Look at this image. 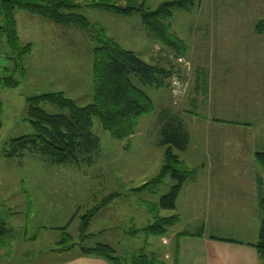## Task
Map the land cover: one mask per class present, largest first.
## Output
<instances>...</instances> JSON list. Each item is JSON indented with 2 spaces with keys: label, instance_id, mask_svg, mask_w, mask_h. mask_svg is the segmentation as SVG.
<instances>
[{
  "label": "rangeland",
  "instance_id": "374dc122",
  "mask_svg": "<svg viewBox=\"0 0 264 264\" xmlns=\"http://www.w3.org/2000/svg\"><path fill=\"white\" fill-rule=\"evenodd\" d=\"M72 1L80 5L77 12L91 24L103 26L106 35L121 47L172 71L159 88L143 86L132 76L151 97L153 110L139 118L130 137L114 139L97 118L93 119L91 130L99 138V148L91 163L54 165L28 151L18 158H4L3 143L33 133L26 119V96L61 90L83 105L91 101L93 93L91 32L25 11L15 13L16 45L30 43V51L17 57L25 71L13 74L18 85L4 88L0 83V219L9 228L1 237L5 243L0 244V264L55 258L54 248L79 242V216L111 193L117 195L91 218L87 231L93 234L83 243H111L122 257L144 247L145 253L167 263L171 257H163L166 246L161 235H129L124 230L145 226L156 213H172L158 207L160 195L171 185L170 178L158 186L157 193L135 190L152 178L162 163V121L179 119L191 137L186 152L174 150L186 167V163L238 162L246 166L251 162L262 174L254 159L257 150L252 149L257 135L264 134V120L257 117L252 122L251 116L264 109V0H195L190 10L173 9L164 23L184 44L183 54L153 38L138 12L124 15L87 4L98 0ZM108 1L153 9L169 0ZM14 48L0 35V76L13 73L10 56H17L18 50ZM42 107L49 113L59 112L51 104ZM166 234L168 237L169 232ZM33 235L35 241L25 242L24 238ZM76 251L74 247L60 256Z\"/></svg>",
  "mask_w": 264,
  "mask_h": 264
},
{
  "label": "trees",
  "instance_id": "16d2710c",
  "mask_svg": "<svg viewBox=\"0 0 264 264\" xmlns=\"http://www.w3.org/2000/svg\"><path fill=\"white\" fill-rule=\"evenodd\" d=\"M194 3L195 0H169L153 9H148L143 4L137 7L120 6L108 0L87 4L90 7L124 15L138 12L142 23L153 38L161 41L172 51L183 54L184 44L168 31L164 21L171 16L173 9L187 11L194 6ZM79 6L72 0H0V35L4 36L11 48L18 49L17 56L14 54L10 56L15 63L13 73L0 76V83L4 88L18 85L19 81L13 77V74L18 71L23 75L25 71L23 66L18 64L17 57L30 51V43L23 46L16 45L18 37L15 13L17 11H25L62 26L87 29L91 32L92 41L91 101L78 105L61 90L26 96V119L31 124L33 133L3 143L1 154L4 158H18L24 151H28L54 165L73 163L78 166L80 163H91L92 157L99 148V138L91 130L93 119L97 118L101 128L114 139L123 140L130 137L135 132L139 118L153 110L151 97L134 83L132 76L136 77L143 86L159 88L165 85V79L171 74V69L150 64L142 60L133 50L121 47L106 35L103 26L91 24L83 14L77 12ZM45 103L57 107L59 112L45 111L42 107ZM166 119L162 121L159 132V144L165 146L162 163L157 173L135 190L146 189L151 193H157L158 186L165 178H170L171 185L166 193L160 195L158 207L172 210L175 208L182 185L196 174L197 169L186 167L179 154L174 152V150L184 152L187 149L189 137L186 128L175 117ZM254 159L260 166L262 174L257 177L259 227L253 246L258 254L264 257V151H256ZM116 195L117 193H111L105 196L97 206L90 207L79 216V242L53 250L66 251L76 247L82 255L102 257L111 264H167L157 256L145 253L144 247L129 257H122L116 254L110 244L83 243V240L92 236V233L87 231L91 218ZM177 220L176 214L161 216L156 213L153 221L145 226L124 228V230L129 235L143 233L146 237L162 236ZM64 227L62 229L65 230ZM7 232H9L8 225L0 219L2 244L5 241H2L1 237ZM36 237L33 235L26 239H36ZM62 239H66V236Z\"/></svg>",
  "mask_w": 264,
  "mask_h": 264
},
{
  "label": "crops",
  "instance_id": "0c3cea01",
  "mask_svg": "<svg viewBox=\"0 0 264 264\" xmlns=\"http://www.w3.org/2000/svg\"><path fill=\"white\" fill-rule=\"evenodd\" d=\"M253 115L252 122L258 118L264 120V109ZM239 116L248 120L244 115ZM257 123L262 125L261 121ZM254 143L253 151L264 150V134L259 133ZM188 148L189 143L184 152ZM186 164L197 172L184 182L175 208L170 210L178 220L168 227V237L166 233L162 235V243L166 246L163 257H171L167 264H264V257L253 246L259 227L257 166L251 162L246 166L238 162ZM177 224L181 226L173 230ZM24 239L25 242L36 240ZM104 243L117 251L118 247ZM171 243L173 249L169 250ZM73 248L53 250L58 255L55 258L21 264H111L102 257L82 255L78 249L74 254L60 256Z\"/></svg>",
  "mask_w": 264,
  "mask_h": 264
},
{
  "label": "water",
  "instance_id": "95a60500",
  "mask_svg": "<svg viewBox=\"0 0 264 264\" xmlns=\"http://www.w3.org/2000/svg\"><path fill=\"white\" fill-rule=\"evenodd\" d=\"M14 69H15V63H14Z\"/></svg>",
  "mask_w": 264,
  "mask_h": 264
}]
</instances>
